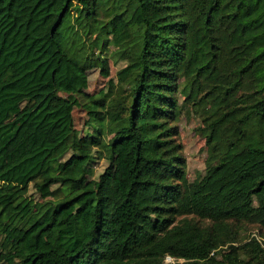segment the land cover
<instances>
[{"label":"trees","instance_id":"1","mask_svg":"<svg viewBox=\"0 0 264 264\" xmlns=\"http://www.w3.org/2000/svg\"><path fill=\"white\" fill-rule=\"evenodd\" d=\"M165 256L264 264V0H0V264Z\"/></svg>","mask_w":264,"mask_h":264},{"label":"rangeland","instance_id":"2","mask_svg":"<svg viewBox=\"0 0 264 264\" xmlns=\"http://www.w3.org/2000/svg\"><path fill=\"white\" fill-rule=\"evenodd\" d=\"M119 65H112L110 63V71L108 77L100 75L98 69H91L88 71V86L85 90L86 93L93 94L101 90L109 77H114L116 70L120 67ZM72 117L74 128L80 135L90 131L91 127L87 125V115L85 111L80 107H74L72 110ZM200 126V121L192 116L186 118L184 115L181 116L179 121V140L182 144V152L186 159V172L189 181L194 180L197 176L203 174L205 169L206 159V148L205 141L196 133V128ZM106 158L96 161L92 165V174L89 176L90 179L97 178L98 175L104 170L106 166ZM57 187L52 186L51 190H55ZM28 195L35 201H42V197L37 193L32 185L28 190ZM52 197H47L51 199ZM250 236L258 235L256 228L249 229ZM256 235V236H257ZM258 237V236H257Z\"/></svg>","mask_w":264,"mask_h":264},{"label":"built area","instance_id":"3","mask_svg":"<svg viewBox=\"0 0 264 264\" xmlns=\"http://www.w3.org/2000/svg\"><path fill=\"white\" fill-rule=\"evenodd\" d=\"M179 261H181V260H179ZM174 262H175L174 258H172L171 256H165L162 264H173Z\"/></svg>","mask_w":264,"mask_h":264}]
</instances>
